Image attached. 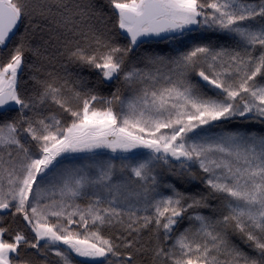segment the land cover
Returning <instances> with one entry per match:
<instances>
[{
	"label": "snow or ice",
	"instance_id": "obj_1",
	"mask_svg": "<svg viewBox=\"0 0 264 264\" xmlns=\"http://www.w3.org/2000/svg\"><path fill=\"white\" fill-rule=\"evenodd\" d=\"M0 264H264V0H0Z\"/></svg>",
	"mask_w": 264,
	"mask_h": 264
}]
</instances>
